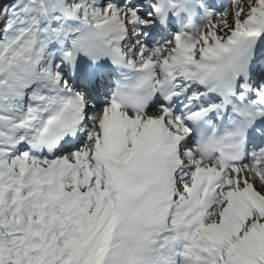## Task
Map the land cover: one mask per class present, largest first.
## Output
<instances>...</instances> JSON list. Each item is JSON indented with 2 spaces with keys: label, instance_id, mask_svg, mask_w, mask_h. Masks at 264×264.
<instances>
[{
  "label": "snow or ice",
  "instance_id": "snow-or-ice-1",
  "mask_svg": "<svg viewBox=\"0 0 264 264\" xmlns=\"http://www.w3.org/2000/svg\"><path fill=\"white\" fill-rule=\"evenodd\" d=\"M0 264H264V0H0Z\"/></svg>",
  "mask_w": 264,
  "mask_h": 264
}]
</instances>
